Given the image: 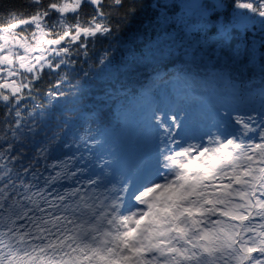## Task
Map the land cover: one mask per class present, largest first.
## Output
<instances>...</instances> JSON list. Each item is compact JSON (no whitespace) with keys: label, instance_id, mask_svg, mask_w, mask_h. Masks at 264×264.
Segmentation results:
<instances>
[{"label":"snow or ice","instance_id":"snow-or-ice-1","mask_svg":"<svg viewBox=\"0 0 264 264\" xmlns=\"http://www.w3.org/2000/svg\"><path fill=\"white\" fill-rule=\"evenodd\" d=\"M29 3L34 6L30 15L11 13L0 25V102L5 107L0 118V264H264V92L259 113L234 117L238 131L228 133L223 121L224 132L218 128L206 133V140L182 142L172 130L180 127L176 115L169 117L171 126L154 116L162 136L142 170L116 179L104 163L98 171L85 170L75 156H55L57 136L34 143L37 119L32 110L25 114L22 102L35 99L45 69L57 81L47 95L63 97L60 86L69 74L62 66L74 69L73 57L86 62L89 43L113 35V12L123 11L120 23L136 15V5L134 0ZM86 4L92 9L87 18ZM231 7L236 11L231 28L220 29L218 56L236 63L253 54L247 21L258 17L264 29V0H233ZM167 23L161 15L158 26ZM27 25L32 28L22 27ZM166 47L171 51V45ZM159 55V45L146 54ZM106 61L107 51L99 62ZM221 85L239 97L224 74L200 81L203 91L216 92ZM32 108L44 115L40 105Z\"/></svg>","mask_w":264,"mask_h":264},{"label":"trees","instance_id":"trees-1","mask_svg":"<svg viewBox=\"0 0 264 264\" xmlns=\"http://www.w3.org/2000/svg\"><path fill=\"white\" fill-rule=\"evenodd\" d=\"M176 1L134 0L136 15L120 23L117 21L123 11L113 12V35L89 43L86 62L84 57H73L77 60L74 69L62 66L69 74L68 81L60 86L65 92L63 97L52 99L47 95L55 91L51 85L57 81L55 73L44 70L42 79L35 85V99L22 102L27 104L25 114L32 110L37 119L39 134L35 144H43L48 136L55 135L58 137L54 144L55 156H75L79 167L98 171L101 163L108 162L111 153L105 155L104 152L112 138L120 134L126 118L135 134L142 133L150 106L145 96L147 88L172 82L175 94L182 96L202 90L200 81L213 74L226 75L240 91L239 97L230 98L231 93L224 85L216 92L202 90L217 98L214 102L229 110L249 108L260 112L261 92H264V47L260 39L264 31L256 35L248 31L252 38L250 45L257 48L255 59L250 56L242 62H229L219 57L218 52L222 40L220 29L232 23L236 11L231 7L233 0H205L211 11L206 22L187 27L179 24L183 17ZM49 2L42 0L44 6ZM213 5L217 7H210ZM33 11L29 0H0V25L10 19L11 13L26 17ZM82 13L86 18L90 16L91 6L84 5ZM161 15L168 17V23L162 27L158 26ZM157 45L163 55L147 57L149 49ZM166 45L172 46L171 51ZM106 51L108 61L101 64L100 58ZM177 74H182V78L176 79ZM34 104L41 106L44 115L32 108ZM4 112L3 102H0V118Z\"/></svg>","mask_w":264,"mask_h":264},{"label":"rangeland","instance_id":"rangeland-1","mask_svg":"<svg viewBox=\"0 0 264 264\" xmlns=\"http://www.w3.org/2000/svg\"><path fill=\"white\" fill-rule=\"evenodd\" d=\"M176 2L183 17L179 19V24L182 27L202 25L211 13L205 0H177ZM202 10L208 13L206 17L201 16ZM56 15L52 13L53 19ZM258 21V17H253L247 21L248 31H251L253 35L264 31ZM22 27L32 28L31 25ZM236 30H242V28ZM17 31H20V29H17ZM250 46L254 50L251 58L255 59L257 48L253 45ZM175 90L176 87L172 82L149 87L145 90V96L149 98L150 106L144 120L142 133L135 134L129 119L124 120L120 134L112 138L108 149L104 152L105 155L111 153L107 157L108 162L104 163V167L113 173V179H116L121 173L131 175L137 168L142 170L144 162L155 156L157 145L162 136V129L155 122L154 116H161L162 122L171 126L169 117L176 115L180 127L172 128L175 138L182 142H196L201 137L206 140V133L217 132L223 121L227 122V132L231 133L240 129V126L235 124L234 117L257 114L255 110L249 108L229 110L221 103L214 102L217 98H214L213 95L202 90H195L182 96H177ZM229 97L232 98L231 94ZM224 110H227L229 115H225ZM257 121H259V118H257ZM220 131L224 132L225 129L220 128Z\"/></svg>","mask_w":264,"mask_h":264}]
</instances>
